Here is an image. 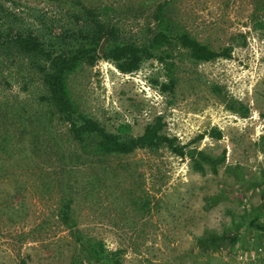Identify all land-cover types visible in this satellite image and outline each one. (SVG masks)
I'll return each mask as SVG.
<instances>
[{
    "label": "rangeland",
    "instance_id": "obj_1",
    "mask_svg": "<svg viewBox=\"0 0 264 264\" xmlns=\"http://www.w3.org/2000/svg\"><path fill=\"white\" fill-rule=\"evenodd\" d=\"M78 1L115 25L114 44L149 45L163 4L173 34L230 56L196 62L173 43L151 49L131 73L100 58L67 76L75 106L106 130L127 139L159 120L183 157L165 145L95 153L49 112L35 76L0 82V264H90L58 218L64 198L79 234L120 250L121 264H264V0L8 4L26 24L42 17L57 36ZM169 75L174 85L163 91ZM209 235L225 240L203 251L198 241Z\"/></svg>",
    "mask_w": 264,
    "mask_h": 264
},
{
    "label": "trees",
    "instance_id": "obj_2",
    "mask_svg": "<svg viewBox=\"0 0 264 264\" xmlns=\"http://www.w3.org/2000/svg\"><path fill=\"white\" fill-rule=\"evenodd\" d=\"M10 2L0 0V82L7 84L8 79L18 78L25 81L28 76L31 79L35 76L36 82L45 90L42 99L49 112L67 124L76 141H89L86 147L93 145L89 148L95 153L126 155L139 148L153 149L165 145L177 156L183 157L186 154L185 146L178 145L175 138L162 133L159 120L146 125L141 135L127 139L106 130L97 120L75 106L67 88V76L82 63L93 65L100 58L112 61L122 73H131L139 68L144 59L152 57L151 49L172 47L173 43L188 50L190 58L196 62L228 58L230 48L215 51L185 31L173 34L171 24L163 16V4H159L154 13L159 30L149 45L138 46L133 43L114 44L115 25L105 20L98 8L86 6L79 1L78 8L66 10L62 29L57 36L49 32L42 17L35 24H26L23 17L9 7ZM168 55L169 52L164 49L163 56ZM168 78V83L161 85L163 91L170 90L174 85L172 76ZM216 135L220 137V133ZM198 137L201 139L202 135ZM196 154L212 163L202 152ZM190 157L193 158V155ZM195 163L196 169L204 171L199 162ZM71 204L70 198L62 200L58 218L72 231L85 260L90 264H121L120 250H108L101 240L85 239L79 234L72 217ZM250 223L256 225L255 220ZM223 240V236H204L199 239L198 247L208 251ZM236 240L235 237L230 239L232 244Z\"/></svg>",
    "mask_w": 264,
    "mask_h": 264
}]
</instances>
